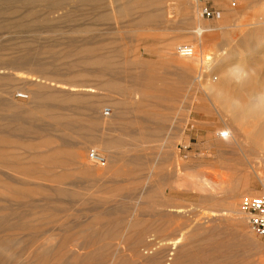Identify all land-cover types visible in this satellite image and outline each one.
<instances>
[{"label":"rangeland","instance_id":"rangeland-1","mask_svg":"<svg viewBox=\"0 0 264 264\" xmlns=\"http://www.w3.org/2000/svg\"><path fill=\"white\" fill-rule=\"evenodd\" d=\"M164 1L170 6L184 4L183 0ZM118 5L119 2L111 0L79 4L75 0H66L50 8L42 0H0V129L4 130L0 133L2 264H69V252L58 248L60 235L65 233L74 239L71 247L79 250L78 255L82 253L79 260L82 264L84 253L105 243L99 241L103 226L95 221L100 211H116L125 221L138 218L153 221L158 218V212L163 211L160 204L165 203L162 196L167 195L170 205L184 207L187 211L170 222L172 232L164 236L177 238L194 231L198 224L206 223L213 210L240 216L231 215L224 204L227 195H233L229 184L232 179L247 178L249 181L248 188L251 189H248L249 193L241 194V205L245 196L264 194L261 183L264 179V132L257 143L249 135L253 128L251 117L264 121V111H248L247 121L236 126L237 123L226 121L230 119L231 112L229 105L224 103L229 97L234 107L240 106L237 85L244 81L248 82L247 91L264 93V56L252 60L231 55L237 44L264 43V0H200L194 18L197 17L196 28L203 29L202 43L200 38L192 37L197 32L191 31L190 19L185 16L169 15L170 18L165 16L167 21L161 25H140L144 17L142 11H131L125 15L119 12ZM204 8L221 12V17L204 16ZM100 12H105L106 16L101 17ZM85 41L92 44L100 42L107 49L119 51L115 66L107 71L106 77L114 83H122L121 90L102 88L100 77L94 74L100 71L99 67L80 60L83 55L73 53V44L80 45ZM181 44L194 45L195 56H181L177 50ZM207 55L214 57L208 69ZM169 56L190 62L191 70L179 68L178 62ZM12 58L14 62L18 60L19 65H11ZM24 59L35 63V68L42 63L50 65L49 74L32 70L29 65L26 67L22 64ZM223 59H226L225 70L229 63L239 61L248 69L249 78L241 72L243 75L233 76L223 86L225 71L218 69ZM127 66H134L131 70L136 73L144 70L150 74L152 71L153 76L159 77L155 83H165L166 86L150 89L149 95L143 94L146 89L142 91L139 85L135 89H125L121 80ZM190 72L194 74L192 82L187 77ZM73 84L97 88L92 93L87 89H73ZM7 87L12 89L11 106L3 92ZM34 94L43 99L54 94L65 97L82 94L87 99L98 101L97 114L107 123V128L97 127L94 133L97 139L93 141L92 112L85 110L87 113L83 118L87 119L90 131L86 137L87 149H83L85 166L110 168L109 161L105 167L92 163L88 152L96 149L109 160V152L98 141L115 138L120 141L112 144L109 150L119 154L121 166L135 165L125 166L128 170L135 168V173L120 176L111 170L102 181L85 178L79 163L68 158L71 151H80L77 147L79 139L85 140L73 131L57 133L62 141L54 138L29 140L6 133L5 130L9 129L7 122L14 115L36 105ZM76 107L70 102L61 104L58 109L68 113ZM144 108L153 109L151 115ZM107 109L111 111L110 115L105 114ZM118 113H122V119L117 117L116 126H113L111 122ZM36 124L43 128L52 127L47 120ZM232 125L237 128L238 138L225 141L224 146L219 147V141H223L221 131H229ZM79 132L85 135V130ZM51 149L60 152L59 159L40 163L33 158L36 153ZM32 165L37 166L35 170L43 174L44 179L29 178ZM103 184L119 190L115 193L97 192ZM234 188L236 186L231 189ZM61 189L67 191L68 196L60 194ZM114 196L117 198L111 199ZM99 197L105 202H100ZM46 209L51 212L43 213ZM242 209V216L249 223V214L243 205ZM30 211L35 212L25 218L23 214ZM252 232L255 240L264 247V236ZM149 236L163 238L154 232ZM193 236V240H198L203 234ZM92 237L94 241L88 244L87 249L79 248L80 242ZM46 247L49 257L44 260ZM173 251L164 264L172 263ZM252 252L255 254L254 250L249 252L248 249L246 253L249 256L244 254L249 259L256 260L258 256L264 259V252L255 254V257ZM92 261L110 264V257L97 253L96 260ZM151 262L157 264L156 261Z\"/></svg>","mask_w":264,"mask_h":264},{"label":"bare ground","instance_id":"bare-ground-1","mask_svg":"<svg viewBox=\"0 0 264 264\" xmlns=\"http://www.w3.org/2000/svg\"><path fill=\"white\" fill-rule=\"evenodd\" d=\"M42 1L46 3L48 7L55 8L56 6L61 4L62 1H66V0H42ZM75 1L79 4L82 2L101 3L106 0H75ZM111 1H113V3L119 2L117 9L119 10L120 13H123L125 15L129 14L131 11L132 12L142 11L141 15H143L144 17L140 20L141 21L140 25L141 24L161 25L164 21H167L164 18L165 16L167 17V19H169L170 16L177 14L180 16H185L186 19H190L192 26L191 31L197 32L196 35L195 33H193L192 37L194 39L200 38L201 43L203 42L202 41L203 29L196 28L197 17L194 18L196 12L198 11L197 6L199 5L200 0H183L184 4L178 7L177 4L176 6L175 5L170 6L168 2H165L164 0H111ZM165 10H167L168 13H166ZM99 15L101 17H105L106 13L100 12ZM47 20H49V18H47ZM136 23H138V21ZM190 46L194 48L193 56L189 57L192 58L195 56L194 55L195 46L194 45H190ZM73 53H75L76 55L79 54L80 56L83 55L82 57H80V60L82 61L87 60L91 63L92 66L99 67L100 71H98L97 74L94 72V74L100 77L101 80L100 84L102 88H117L120 90L123 88L122 83L120 84L114 83L113 81H110V79L106 77L107 71L110 72L109 70L111 69L112 65L113 67L115 66L114 63L116 60H118L116 58L119 56V51L107 49L106 46H104V44L100 42H96V43L94 42L92 44L85 41L80 45L73 44ZM227 55L228 54L226 53L225 54L226 59H227ZM231 55L234 57H246L252 60L255 58H263L264 43L237 44L235 51H233ZM169 57H171L174 62H176V60L178 61L177 63L178 67L181 68L187 67L189 68V71L191 70L190 62L188 64L186 63L187 62L186 60L182 61L172 56ZM213 60H214L213 56L210 55L206 56V61H207L206 69L210 67V63L211 61L213 63ZM225 60L223 59L218 65V69L220 71L223 72L225 71V73L223 74L224 82L222 81L223 84L221 83L223 86L226 84V80H229L233 76L240 77L241 75H243L242 73H245L246 75L248 74L247 71L248 69L242 67V65L239 64V61H234L232 63H229V65L226 67L227 70H225V64H224ZM16 61L17 62H14V59L12 58L11 65L18 63V60ZM22 64H25V66L29 65L28 68L32 67V70H36L38 72L41 71V73L43 74L45 73L49 74L50 65L48 67V64L46 63L38 64V66L36 65L37 68H35V63L33 64L31 61L24 59L22 60ZM22 64L20 62V65ZM133 68L134 66L133 67L127 66L126 70L123 71L125 77H123L121 81H124L125 89L126 87L130 89H135L136 86L139 85L142 91L143 89H146L143 94L149 95L150 89H153L154 87L166 86L165 83L164 84L155 83L157 82L159 77L153 76L151 74L152 71L150 72V74L144 72V70L143 71L141 70L140 72L136 73L133 72V70H131ZM248 75L247 77L249 78ZM192 76H194V74L191 75L190 72L189 73L190 80ZM247 85L248 82L246 81L237 85V87L239 86L238 87L239 92H236V94L239 95L237 96L238 99L237 102L240 106L234 107L232 99L229 97L226 98L224 102L226 103V106L227 104L229 105L230 107L229 111L231 112L230 119H227L226 121L228 122V120H230L235 124L237 123L236 126L242 122L247 121L246 113L248 111L258 113V111L261 110L256 107V103H257L256 97H258L260 93L255 92L256 90L247 91L245 89ZM71 87L72 88L74 87L73 89H81V88L87 89L89 92L92 93L95 92L96 91L95 88H97L83 84H73L71 85ZM11 91H12L11 87H7L3 90L4 94L6 95V99H7L6 101L9 106L12 105L10 102L12 100ZM40 99H42L41 103H39ZM47 99L46 98L43 99L42 97H40L39 94H34L33 100L34 102H36V105L28 109L22 110L20 113L14 115V117L7 122L9 125V129H7V131L5 130V132L8 133L9 135L19 136L21 138H25L29 140L38 139V138H45V139L54 138L62 141L63 138L60 139L61 135L59 137V134L57 133L67 134L68 132L73 131L75 134H78L79 136L85 138V140L82 141L81 139H79V141L77 142V147H79L80 151L76 153H73L71 151L68 158L73 162L79 163L80 167L83 168L84 171L83 175L85 176V178L93 179L92 181L94 182L99 180L102 181L106 178L107 175H109L111 170H114V174L120 176H125V175L128 176L135 173L134 170L135 168L132 167L129 168L128 170L126 169L127 167H125L127 165L131 167L133 164H131V166L130 164H125L124 166L123 165L121 166V164L119 163L121 159L119 154L115 152H111L109 150L112 147V144H116L117 142L120 141L115 138L114 139L104 138L101 139L100 141L97 140L98 142H100L102 146H104L106 151L109 152L108 154L109 160H107V163L109 161L110 168L92 169L85 166L83 149L84 150L87 149L86 137L87 134L90 132L87 126L88 123L87 119L83 118V116H85V114L87 113L86 111L90 110L92 112L91 128L93 129V136H92L93 141L97 139L96 135L94 134L95 131L97 130V127L99 128L103 126V128H107V123L104 122L97 114L99 108L98 101L96 102L94 100L87 99L82 94H76L73 96L69 95L67 97L63 95L54 94L47 97ZM49 101L57 104L50 105V103H48ZM70 102L73 103L74 105H77V107L74 108V110H71V112L69 111L68 113H66L58 109L61 104L70 103ZM143 102L145 103L144 100ZM144 109H146L145 111L149 110V115H151L153 109H149V108L148 109L144 108ZM144 109H143V113H144ZM117 117L119 119L120 118L122 119V113L121 114L118 113V116L116 114V118L114 116V122H111L113 126H116L115 120L117 119ZM40 120L49 121V123L52 124V127H47V128L39 127L36 123L39 122ZM119 121L120 120H118L117 122ZM142 121H140V123ZM230 121L229 123H231ZM250 125L253 128L249 131V135L252 141L254 143H257L259 141V137L261 136V133L264 132V121L252 119L251 117ZM81 129L85 130V135H81V133L79 132ZM3 131L4 130L0 129V133H3ZM142 132L145 133L144 129ZM238 136L239 133L237 131V128L232 125L230 126L229 131L226 130L221 131V138H223V141H219L218 146L222 147L224 146L225 141H230L231 139L236 140ZM242 150L245 149H243L242 147ZM175 152L178 154V151L175 150ZM59 153L60 152L58 151L55 152V149H51L48 150V152L36 153L37 155H35V157L33 158L39 160L40 163H48L49 161L55 160L56 158L59 159L60 157ZM133 166L135 167V165ZM36 167H37L36 165H32V168H30L31 172L29 178L31 180L44 179L42 177L43 174L35 170ZM13 182L15 181L13 180ZM261 183L264 186L263 178L261 179ZM229 184L231 185L230 186L231 188L235 186L236 188L231 189L229 187L231 190V194L233 195L228 194L227 198L224 199V204L228 207L227 210L229 213H231V215L235 214L240 216L233 217L227 215V213L226 214L222 213L223 211L213 210V214L207 217L208 221L206 223L208 224L202 222L198 224V226L194 231L189 232L187 235H183L177 238H170L164 236H168L172 232L170 222L175 217L183 216L187 211L183 209L184 207L170 205L167 199L168 197L167 195L162 196L163 199H165V203L160 204V206H162V209L164 207L163 211L160 213L158 212V214L156 212L158 218L153 221L144 220L141 218L132 221H125L123 217H121L120 214L116 211L115 212L100 211V213L97 212V215L95 216V221L96 223L103 226V234L102 236L99 237L100 238L99 241L101 242L104 241L105 243L104 245L102 244L103 246H99L96 250H91L84 253L83 256L85 258H82L83 260L80 263L103 264L104 262H98V261L93 262L92 260H96L97 253H105L110 257V264H146V263L154 264L151 261H156L155 263L157 264H164L168 260L170 252L174 250L173 253L171 254L174 255L173 257L174 259L172 258L173 261L171 264H264V259L262 257L258 256L259 259L256 258L255 260L254 258L253 260L252 257L249 259L244 254L248 251V249L249 252L250 250L251 251L254 250L256 255H261V253L264 252V247H262V245L257 242L258 240H255V238L253 237V232H252L253 230H251L247 218L245 216H242L244 213V210L242 209L243 204L241 205L239 202V198L241 194L243 192L249 193L250 190L248 189H251L248 188L249 181L247 178H243V179L241 178L237 180L232 179V181H230ZM238 184H242V185H238ZM100 186L101 189L97 192L110 191L115 193L119 190L113 186H110L109 184H103ZM40 189L45 191V189L42 188ZM59 193L64 196H68L69 194L67 191L63 189L59 190ZM116 198L117 197L114 196L111 199H116ZM102 200L104 201L102 197H99V201L102 202ZM34 212L35 211L27 212L23 214V216H25V218L28 219V216L34 214ZM47 212L49 213L51 211L46 209V212L43 213H47ZM152 232L161 234L163 238H158V237L153 238L152 236L150 237L149 234ZM196 233L203 234L201 239L198 240L196 239L197 241L193 240L195 237L193 235H195ZM60 236L61 239L58 248L61 250L65 249L69 252L67 253V257H69V264H79V260H81L82 257V256L80 257V255L82 253L78 255L77 252L79 250L71 247V244L73 243L74 239L71 238V235H69L68 233H65L64 235H60ZM88 238H85L83 242H80V246H79L80 249H87L88 244L91 245V242L94 241L93 237L90 240H88ZM95 238H98V236ZM44 250H45L44 260H47L49 257L47 247ZM241 253L244 254L245 256L241 255ZM252 254L250 255L252 256ZM255 254H253L254 257ZM247 255L249 256V253ZM84 259L86 260V262L84 261ZM2 263L3 262L0 259V264Z\"/></svg>","mask_w":264,"mask_h":264},{"label":"built area","instance_id":"built-area-1","mask_svg":"<svg viewBox=\"0 0 264 264\" xmlns=\"http://www.w3.org/2000/svg\"><path fill=\"white\" fill-rule=\"evenodd\" d=\"M203 15L207 17L220 18L221 12L210 8L203 9ZM178 53L184 57L193 56L194 48L189 44H181L177 48ZM106 115H110L109 109L105 110ZM88 158L92 163L100 166H106V157L96 149H91L88 152ZM244 209L249 214V224L251 229L260 236H264V194L263 195H248L242 201Z\"/></svg>","mask_w":264,"mask_h":264},{"label":"clouds","instance_id":"clouds-1","mask_svg":"<svg viewBox=\"0 0 264 264\" xmlns=\"http://www.w3.org/2000/svg\"><path fill=\"white\" fill-rule=\"evenodd\" d=\"M256 107L258 109L264 110V93H261L258 97H256Z\"/></svg>","mask_w":264,"mask_h":264},{"label":"crops","instance_id":"crops-1","mask_svg":"<svg viewBox=\"0 0 264 264\" xmlns=\"http://www.w3.org/2000/svg\"><path fill=\"white\" fill-rule=\"evenodd\" d=\"M171 59H172V58H171ZM171 61H172V60H171ZM176 62H178V61L176 60ZM179 68H180V67H179ZM182 69H185V68L183 67ZM188 70H189V68H188ZM187 77H189V73H188ZM188 80H190V79L188 78Z\"/></svg>","mask_w":264,"mask_h":264}]
</instances>
